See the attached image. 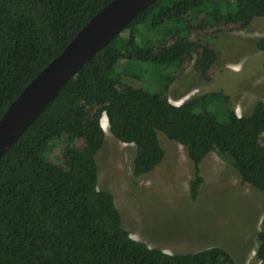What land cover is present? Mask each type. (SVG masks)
<instances>
[{
  "label": "trees",
  "instance_id": "obj_1",
  "mask_svg": "<svg viewBox=\"0 0 264 264\" xmlns=\"http://www.w3.org/2000/svg\"><path fill=\"white\" fill-rule=\"evenodd\" d=\"M112 1L0 0V119ZM257 18H264V0H156L89 59L0 160V264H236L218 247L168 254L135 240L113 194L98 186L97 156L105 115L111 134L136 147L135 179L163 162V135L187 151L192 201L203 183L201 164L213 152L264 193V101L239 116L224 92L179 106L165 94L170 70L193 55L202 76L218 61L217 50L195 33L220 24L246 29ZM255 46L264 55V37ZM122 61L153 65L149 72L158 83L166 80L163 89L128 84ZM56 141L63 145L59 165L45 156ZM257 241L264 262V217Z\"/></svg>",
  "mask_w": 264,
  "mask_h": 264
},
{
  "label": "rangeland",
  "instance_id": "obj_2",
  "mask_svg": "<svg viewBox=\"0 0 264 264\" xmlns=\"http://www.w3.org/2000/svg\"><path fill=\"white\" fill-rule=\"evenodd\" d=\"M194 37L215 48L218 61L206 76L196 70V55L180 70H170L173 78L166 96L179 106L206 93L224 92L239 116L249 115L255 103L264 101V55L255 46L256 39L264 37V18L255 19L246 29L235 24L204 26ZM120 65L126 69L128 84L150 92L163 89L166 80L158 83L149 72L153 65L130 61ZM104 116L101 119L106 121L102 123L106 135L97 156L98 186L113 194L123 226L135 240L168 254L218 247L226 250L236 264H264L256 257L264 193L243 183L236 170L213 152L201 164L203 183L192 201L194 170L187 151L163 135V162L150 174L135 179L132 166L136 147L117 140ZM54 143L45 156L59 165L63 145Z\"/></svg>",
  "mask_w": 264,
  "mask_h": 264
},
{
  "label": "water",
  "instance_id": "obj_3",
  "mask_svg": "<svg viewBox=\"0 0 264 264\" xmlns=\"http://www.w3.org/2000/svg\"><path fill=\"white\" fill-rule=\"evenodd\" d=\"M156 0H113L99 11L9 105L0 119V160L83 65Z\"/></svg>",
  "mask_w": 264,
  "mask_h": 264
},
{
  "label": "bare ground",
  "instance_id": "obj_4",
  "mask_svg": "<svg viewBox=\"0 0 264 264\" xmlns=\"http://www.w3.org/2000/svg\"><path fill=\"white\" fill-rule=\"evenodd\" d=\"M102 120H103V119H102ZM106 120H107V118H106ZM102 123H103V125H105V124H106V121H104V120H103V122H102ZM107 127H108V126H107Z\"/></svg>",
  "mask_w": 264,
  "mask_h": 264
}]
</instances>
